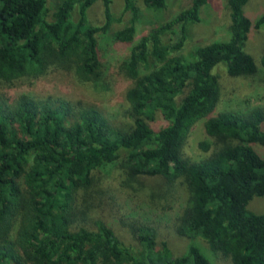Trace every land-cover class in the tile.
<instances>
[{
  "label": "trees",
  "instance_id": "1",
  "mask_svg": "<svg viewBox=\"0 0 264 264\" xmlns=\"http://www.w3.org/2000/svg\"><path fill=\"white\" fill-rule=\"evenodd\" d=\"M210 1L188 0L131 46L120 65L131 81L125 128L94 105L0 90V264H211L200 245L231 264H264V213L248 210L264 197V104L216 113L215 73L263 77L264 49L256 59L246 43L264 29V11L254 20L244 11L249 0H225L228 38L185 51L189 27ZM98 2L103 23L95 25L88 11ZM142 4L163 10L167 2ZM123 13L127 21L115 19L111 0H0V88L63 71L105 91L98 36L132 44L141 10L124 0ZM114 23L123 26L115 31ZM156 115L165 124L154 130ZM198 121L206 140L190 158L185 147ZM108 164L124 184L162 178L185 187L174 223L190 241L183 254L156 246L148 225L120 224L127 243L112 223L88 219Z\"/></svg>",
  "mask_w": 264,
  "mask_h": 264
},
{
  "label": "rangeland",
  "instance_id": "2",
  "mask_svg": "<svg viewBox=\"0 0 264 264\" xmlns=\"http://www.w3.org/2000/svg\"><path fill=\"white\" fill-rule=\"evenodd\" d=\"M141 10L136 23L134 42L129 45L103 41L98 36V43L103 62L104 84L106 90L94 89L93 86L78 83L70 73L54 72L38 81H19L11 86L1 87L4 93L17 96L29 94L37 98L56 97L67 101H80L84 104L96 106L110 122L120 128H125L129 120L124 114L126 107L125 91L130 87L131 81L120 71V65L130 52L131 46L150 29L163 24L175 16L188 5V0H166L163 10H151L143 6L142 0H134ZM244 11L252 19H256L264 11V0H249ZM111 12L115 19L119 17L127 21L129 13L124 12V0H111ZM123 14V15H122ZM90 23L99 25L103 23V9L100 2L88 11ZM228 17L225 10V0H211L200 10V22L190 26L185 51L209 44L218 40H226ZM122 23H114L113 30L122 27ZM246 48L256 59L264 49V29L253 30L246 43ZM219 75L221 97L216 113L223 111L246 110L264 104V74L260 79L232 78L224 73L223 67L215 69ZM164 121L156 115L150 123L154 130L164 126ZM206 140L203 133V122L198 121L191 129L185 153L190 158L201 154L198 143ZM264 158V149L259 148ZM103 183L99 186L100 194H93V207L88 213V219L95 221L96 216L105 223H112L119 230L120 236L127 243H132L131 236L120 229L121 225L143 224L148 225L155 232L156 246L161 243L167 245L170 251L183 254L189 240L176 235L174 223L176 217L183 209L186 200V189L183 185L166 183L162 178H145L139 183H123V175L113 164L101 167ZM174 185V186H173ZM248 210L255 214L264 213V197L253 199ZM85 219V217H84ZM83 220V217H80ZM88 220V221H89ZM88 225L95 228L93 222ZM195 242L197 241H191ZM200 245V244H199ZM211 264H231L230 260L220 254H214L200 245Z\"/></svg>",
  "mask_w": 264,
  "mask_h": 264
}]
</instances>
